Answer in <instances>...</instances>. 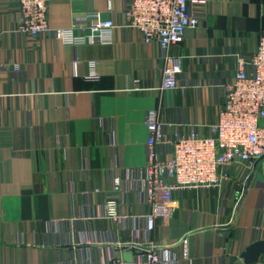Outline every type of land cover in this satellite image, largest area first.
I'll return each instance as SVG.
<instances>
[{
  "label": "crops",
  "instance_id": "obj_1",
  "mask_svg": "<svg viewBox=\"0 0 264 264\" xmlns=\"http://www.w3.org/2000/svg\"><path fill=\"white\" fill-rule=\"evenodd\" d=\"M201 1L189 4L199 25L169 49L181 56L178 87L160 90L161 48L122 26L127 0H110V6L107 0H49L50 30L36 45L15 29L17 0H0V264H94L132 251L129 244L160 247L171 259L163 264H232L264 237L260 169L229 237L213 226L231 219L251 169L245 165L229 168L232 180L224 189L174 191L171 216L157 219L150 232L141 220L149 207L137 185L112 191L114 177L147 163L149 110L158 111L166 137L174 131L208 135L223 84L236 70L235 53L247 58L256 50L264 0ZM90 12L117 25L111 43L73 45L54 37L51 29L77 32L89 25ZM135 84L141 89L132 90ZM157 149L170 155L169 144ZM109 198L119 202L116 220L104 217ZM253 264H264V255Z\"/></svg>",
  "mask_w": 264,
  "mask_h": 264
},
{
  "label": "built area",
  "instance_id": "obj_2",
  "mask_svg": "<svg viewBox=\"0 0 264 264\" xmlns=\"http://www.w3.org/2000/svg\"><path fill=\"white\" fill-rule=\"evenodd\" d=\"M16 31L38 44L50 30L47 23L49 0H17ZM110 6V0H107ZM190 3L201 0H127L123 12L124 28L136 31L145 44L156 42L162 51L164 64L160 90L178 87L181 56L170 53V47L179 43L189 28L199 25L190 9ZM94 21L87 26L51 29L54 37L63 43L112 42V31L117 26L110 18L101 19L98 12H90ZM236 70L223 84V99L217 120L210 124L209 134L195 131H174L166 137L164 122L158 111L147 112L145 126L147 163L142 170H130L124 177L112 179V191L123 193L128 184L135 183L142 201L149 211L141 220L147 232L153 230L157 219L166 221L175 204L173 193L180 189L221 190L232 180L229 168L233 164L251 168L254 160L264 153V33L259 35L256 50L245 58L235 53ZM3 62L0 47V76ZM19 63L13 64V70ZM91 76H96L92 73ZM137 82V81H135ZM135 84L132 90H140ZM169 144V156L161 157L157 147ZM119 202L109 198L104 203V217L116 220ZM183 257H187L186 239L183 238ZM171 261L161 249L144 251L131 262L110 257L94 264H163ZM93 264V263H92Z\"/></svg>",
  "mask_w": 264,
  "mask_h": 264
},
{
  "label": "water",
  "instance_id": "obj_3",
  "mask_svg": "<svg viewBox=\"0 0 264 264\" xmlns=\"http://www.w3.org/2000/svg\"><path fill=\"white\" fill-rule=\"evenodd\" d=\"M258 169H260L264 177V153L254 160L249 173L246 175L245 179L243 180L240 186V194L233 208L231 219L226 224L213 226V228L216 229L227 230L223 233L224 237L230 236V231H228V229L234 226L241 203ZM205 228H210V227H205ZM182 239H180L179 242H181ZM129 246L133 248L132 251H124L123 253L116 251L115 254L116 258H120L121 256L123 262H131L133 261L135 255H138L144 251H152L154 249L160 248V247L143 246L139 244H129ZM262 255H264V237L260 239H256L251 243H249L248 245H246L243 248V250L239 253L238 258L234 262H232V264H253L256 261H258V259H260Z\"/></svg>",
  "mask_w": 264,
  "mask_h": 264
},
{
  "label": "trees",
  "instance_id": "obj_4",
  "mask_svg": "<svg viewBox=\"0 0 264 264\" xmlns=\"http://www.w3.org/2000/svg\"><path fill=\"white\" fill-rule=\"evenodd\" d=\"M262 33H264V31H263ZM262 33H261V34H262Z\"/></svg>",
  "mask_w": 264,
  "mask_h": 264
}]
</instances>
